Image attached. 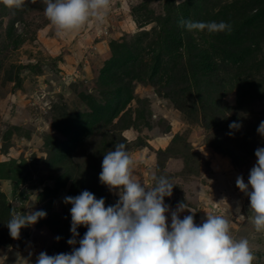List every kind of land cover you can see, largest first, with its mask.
Masks as SVG:
<instances>
[{
    "label": "rangeland",
    "instance_id": "obj_1",
    "mask_svg": "<svg viewBox=\"0 0 264 264\" xmlns=\"http://www.w3.org/2000/svg\"><path fill=\"white\" fill-rule=\"evenodd\" d=\"M142 1L111 0L104 23L93 18L78 32L58 33L45 16L43 0H30L29 5L36 6L14 16L9 36L4 34L11 18L7 13L9 10L14 13L16 9L0 2V44H11L18 36L22 40L16 47L0 51V163H4L0 164V200L11 209L2 220L9 221L14 212L43 210L47 213L34 225L22 228L19 239L11 238L10 244L0 245V264H35L41 252L48 255L71 252L73 246L67 244L72 238L71 217L64 203L71 180L54 194L46 191L48 186L53 187V182L41 181L38 177H47L52 170L40 161L48 159L53 150L47 144L50 137L66 140L52 126L54 117L64 111L76 113L86 109L79 93H97L96 76L100 66L110 58L111 42L129 41L139 30L131 13ZM163 1L151 0L148 8L159 12ZM182 1L175 0V3ZM214 1L220 5L224 0ZM135 12L139 14L143 10ZM10 69L18 71L19 86L15 81H5L6 71ZM254 77L259 80L260 76L251 75L249 79ZM132 85L134 99L127 107L133 111L137 99H145L149 122L123 130L120 135L125 143H134L127 150L135 162L134 174L145 187H152L149 177L153 172L166 176L174 185L172 196L165 197L164 201L170 208L168 223L171 212L180 203L194 212L184 210L179 213L180 218L193 214L197 224L209 214L223 216L230 222L234 238L248 239L256 256L253 264H264V232L255 231L249 219L252 215L249 198L236 187L238 176L247 183L256 163L255 150L264 147V127L258 131L264 122V94L235 109V92L227 91L218 99L215 120L207 118L206 123L213 121L211 127H204L203 121L202 125L187 123L180 111L168 99L160 97L150 83L135 80ZM202 114L198 116L201 118ZM232 124L238 127L230 128ZM175 135L179 138L172 143ZM170 147V154L161 157L163 164L158 168V156ZM85 156L86 151L73 160H82ZM105 188L106 198L112 201H106V207L114 205L119 199L117 191ZM84 228L77 229V241L86 232ZM78 246L77 243L75 247Z\"/></svg>",
    "mask_w": 264,
    "mask_h": 264
},
{
    "label": "trees",
    "instance_id": "obj_2",
    "mask_svg": "<svg viewBox=\"0 0 264 264\" xmlns=\"http://www.w3.org/2000/svg\"><path fill=\"white\" fill-rule=\"evenodd\" d=\"M29 1L25 0L24 6L15 8L14 13L9 10L7 16L11 18L4 34L11 35L15 15H22L27 7L36 6L34 3L29 5ZM150 1L143 0L140 3L142 8H133L131 15L139 30L129 41L111 42L110 58L100 66L96 76L97 93H79L86 109L76 113L64 111L54 117L52 126L59 129L66 140L48 137L51 140L47 144L53 150L48 159L40 162L52 171L47 177H38L41 181L53 182L52 188H45L51 194L71 180L66 196H77L88 190L97 199L103 197L105 206L106 201L112 202L105 196V185L99 182L103 155L114 150V145L125 143L120 132L149 122L146 117L150 112L145 99H137L134 112L127 107L134 99L132 83L135 80L150 83L160 97L168 99L180 111L187 123L200 122L202 125L203 121L204 127H211L213 121L206 123L207 118L215 120L218 99L227 91L235 92V109L248 105L256 96H263L264 0H224L220 5L214 0H184L180 3L164 0L159 12L148 8ZM134 9L143 12L137 14ZM181 19L224 21L232 25V31L230 34L188 31L179 24ZM150 24L153 25L145 29ZM19 38L11 44H0V51L16 47L19 40L22 41ZM251 75L260 76L259 80L255 77L249 79ZM5 81H15L19 86L18 71H6ZM52 108L55 112V105ZM200 113H203L201 118ZM178 136L173 137L172 143ZM125 144L127 149L134 146V143ZM85 151V159L73 160ZM170 151L171 147L158 156V168L163 164L161 157ZM65 205L69 211L71 205ZM10 211V206L0 200V223L3 224L0 225V245L11 242L6 226L8 221L2 220Z\"/></svg>",
    "mask_w": 264,
    "mask_h": 264
},
{
    "label": "clouds",
    "instance_id": "obj_3",
    "mask_svg": "<svg viewBox=\"0 0 264 264\" xmlns=\"http://www.w3.org/2000/svg\"><path fill=\"white\" fill-rule=\"evenodd\" d=\"M6 7L21 8L25 0H0ZM44 13L58 33H73L83 29L95 18L104 23L111 9V0H43ZM179 24L188 31L227 33L232 25L220 22H193L181 19ZM238 125L232 124L230 128ZM264 127L261 122L258 131ZM256 163L247 183L242 176L236 187L249 198V217L256 232H264V147L254 153ZM135 162L125 143L114 145L103 155L99 181L119 199L105 206L103 197L84 190L77 196L64 197L70 204L71 237L67 244L71 252L48 255L41 252L35 264H253L256 256L248 239H236L230 222L220 215L209 214L200 224L194 212L180 203L171 212L165 197H171L174 185L166 176L150 174L152 187H145L134 174ZM249 188L251 191H249ZM190 213L180 218L179 213ZM43 210L12 213L6 226L13 239H19L22 228L45 218ZM79 227L87 231L77 241ZM60 239L59 236L56 237ZM78 243V247L75 245Z\"/></svg>",
    "mask_w": 264,
    "mask_h": 264
},
{
    "label": "crops",
    "instance_id": "obj_4",
    "mask_svg": "<svg viewBox=\"0 0 264 264\" xmlns=\"http://www.w3.org/2000/svg\"><path fill=\"white\" fill-rule=\"evenodd\" d=\"M158 136V135H157ZM157 136H155V137H157ZM157 139H158V137H157ZM157 139H155V140H157Z\"/></svg>",
    "mask_w": 264,
    "mask_h": 264
}]
</instances>
